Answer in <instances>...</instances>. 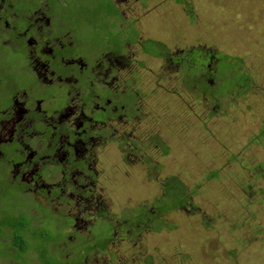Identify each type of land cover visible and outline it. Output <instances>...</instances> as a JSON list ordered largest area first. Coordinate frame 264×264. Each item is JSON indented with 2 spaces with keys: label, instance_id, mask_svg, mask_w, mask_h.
<instances>
[{
  "label": "rangeland",
  "instance_id": "obj_1",
  "mask_svg": "<svg viewBox=\"0 0 264 264\" xmlns=\"http://www.w3.org/2000/svg\"><path fill=\"white\" fill-rule=\"evenodd\" d=\"M73 4L77 12L83 7L74 24L95 38L110 18L109 5L105 0ZM124 12L135 22L139 42H160L174 58L185 51L191 61L170 68L164 59L142 54L137 42L129 47V55L143 64L134 68L147 115L133 139L143 143L148 131L158 129L167 153L146 144L138 158L133 150L125 162L128 147L107 140L99 149L97 190L121 225L127 209L156 201L171 178L191 196L186 207L159 218L166 225L162 229L157 230L159 222L129 229L103 255L105 262L264 264V0H131ZM218 55L241 60L220 78V87L232 86L233 75L245 77L242 87L212 99L203 90L206 84L196 82L202 73L213 82L206 76L207 63ZM191 72L199 76L191 78ZM141 155L154 160L151 166L138 161Z\"/></svg>",
  "mask_w": 264,
  "mask_h": 264
},
{
  "label": "flooded vegetation",
  "instance_id": "obj_2",
  "mask_svg": "<svg viewBox=\"0 0 264 264\" xmlns=\"http://www.w3.org/2000/svg\"><path fill=\"white\" fill-rule=\"evenodd\" d=\"M105 1L110 18L94 38L74 24L83 7L77 12L73 0H0L2 264H107L103 255L132 227L166 226L159 219L167 209L166 182L156 201L127 209L121 225L97 190L98 154L107 140L128 147L125 162L133 150L138 158L146 144L167 153L158 129L141 144L133 139L147 115L134 68L143 64L129 47L137 42L142 54L162 58L170 68L191 60L185 51L174 58L160 42H139L135 22L124 12L131 0ZM219 63L218 56L209 57L208 79ZM202 75L196 83L214 85ZM141 157L147 166L154 162Z\"/></svg>",
  "mask_w": 264,
  "mask_h": 264
},
{
  "label": "trees",
  "instance_id": "obj_3",
  "mask_svg": "<svg viewBox=\"0 0 264 264\" xmlns=\"http://www.w3.org/2000/svg\"><path fill=\"white\" fill-rule=\"evenodd\" d=\"M179 1V0H178ZM218 59H220V63L217 70V73L213 75V86L207 85L203 88V90L206 91L212 98H217V94L221 95V92L224 94H229L234 90L236 87H242L240 86L242 83V79L245 77L244 75H240L236 77V75H233L232 82L233 85L229 88L226 87H220V78L225 76L226 71H230L232 73L233 68L238 67L241 64V60L229 56H220L218 55ZM236 62V64L234 63ZM239 63V64H238ZM194 74V73H193ZM235 79V81H233ZM201 83V81H200ZM235 83V84H234ZM222 93V94H223ZM217 100V99H215ZM217 172L211 177H216ZM165 194L167 198V209L166 213L169 211H172L177 208L186 207L188 205L187 202H189V197L191 196V193L185 194L186 188L185 185L181 183V181L177 178H171L169 181L165 184ZM196 193V192H192Z\"/></svg>",
  "mask_w": 264,
  "mask_h": 264
}]
</instances>
